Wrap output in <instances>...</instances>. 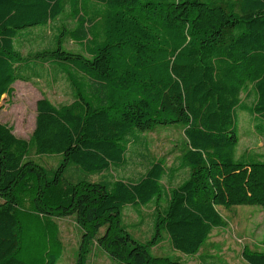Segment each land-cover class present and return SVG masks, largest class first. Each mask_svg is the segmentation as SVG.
<instances>
[{
  "label": "trees",
  "instance_id": "trees-1",
  "mask_svg": "<svg viewBox=\"0 0 264 264\" xmlns=\"http://www.w3.org/2000/svg\"><path fill=\"white\" fill-rule=\"evenodd\" d=\"M58 20L48 44L22 55L31 28ZM59 33L80 51L65 48ZM31 62L61 72L74 99H38L27 139L0 123V264H56L52 246L36 257V224L49 233L51 219L65 216L82 230L76 264H88L93 242L117 264H183L151 248L165 236L173 249L198 254L225 225L217 206L264 208V159L236 155L235 111L249 89L248 111L264 134V0H0V97L16 80L39 77L22 70ZM158 124L183 128L178 167L152 159L110 187L90 179L123 170L129 142ZM148 205L152 229L140 241L122 212ZM242 257L264 264V250L245 247Z\"/></svg>",
  "mask_w": 264,
  "mask_h": 264
},
{
  "label": "rangeland",
  "instance_id": "rangeland-1",
  "mask_svg": "<svg viewBox=\"0 0 264 264\" xmlns=\"http://www.w3.org/2000/svg\"><path fill=\"white\" fill-rule=\"evenodd\" d=\"M60 20L49 23V26L31 28L30 32L27 31L28 35L19 47L22 55L29 57V53L48 44L54 35L58 34L56 29L60 25ZM72 25L73 23L66 20L67 27ZM59 35L58 38H61L65 48L80 51V43L68 39V35L62 33ZM81 44L83 45L84 41H81ZM22 70L31 77L35 73L40 75L29 80H16L11 84L10 90L0 97V123L11 127L17 136L27 139L35 127L36 101L46 97L56 106L67 104L74 99V90L61 72L46 63H26ZM248 90L246 89L241 95L243 104L235 110L240 136L236 155L245 154L250 157L258 154L264 159V134L258 132L259 125H254L255 121L248 111L254 102V94L249 93ZM139 138L130 141L127 145L126 162L128 163L123 170L113 167L104 175H90V179L101 178L110 187L115 178L141 173L148 160L163 159L166 166L171 168L180 165V154L186 143L181 126L158 124L152 130L143 132ZM36 157L47 166L56 162V157L53 156ZM183 170L185 169L177 171L178 175L173 184L178 183L184 173ZM164 181H167L166 178ZM23 204L24 208H30L29 198L26 195ZM217 209L225 225L212 230L198 254L188 255L173 249L165 236L160 243L151 248V252L155 255H168L179 259L183 264H250L242 257V250L245 247L264 250V208L258 204H237L229 207L219 205ZM152 213V205L142 208L127 206L122 212V223L134 237L146 241L152 229ZM51 221V230L45 234H43V224H36L40 233L37 241L39 252L36 257L42 256L43 246L48 248L52 246L54 251L59 253L56 264H76L81 228L73 216L53 217ZM30 254L34 256L32 252ZM88 264H117V262L104 248L93 242Z\"/></svg>",
  "mask_w": 264,
  "mask_h": 264
}]
</instances>
